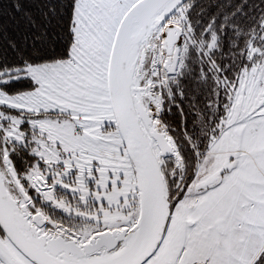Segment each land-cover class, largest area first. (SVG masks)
<instances>
[{
  "label": "snow or ice",
  "instance_id": "1",
  "mask_svg": "<svg viewBox=\"0 0 264 264\" xmlns=\"http://www.w3.org/2000/svg\"><path fill=\"white\" fill-rule=\"evenodd\" d=\"M0 264H264V0H0Z\"/></svg>",
  "mask_w": 264,
  "mask_h": 264
}]
</instances>
